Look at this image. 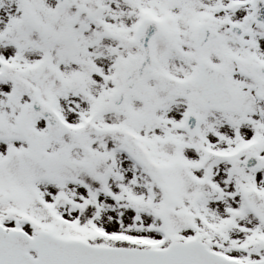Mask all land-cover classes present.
Listing matches in <instances>:
<instances>
[{
  "label": "snow or ice",
  "instance_id": "obj_1",
  "mask_svg": "<svg viewBox=\"0 0 264 264\" xmlns=\"http://www.w3.org/2000/svg\"><path fill=\"white\" fill-rule=\"evenodd\" d=\"M0 264H264V0H0Z\"/></svg>",
  "mask_w": 264,
  "mask_h": 264
}]
</instances>
